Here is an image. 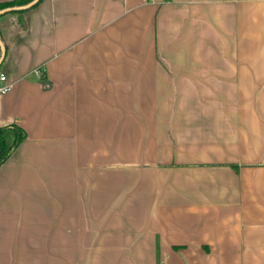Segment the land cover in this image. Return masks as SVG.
Instances as JSON below:
<instances>
[{
    "label": "crops",
    "instance_id": "crops-1",
    "mask_svg": "<svg viewBox=\"0 0 264 264\" xmlns=\"http://www.w3.org/2000/svg\"><path fill=\"white\" fill-rule=\"evenodd\" d=\"M0 38V264H264V0H42Z\"/></svg>",
    "mask_w": 264,
    "mask_h": 264
},
{
    "label": "trees",
    "instance_id": "trees-1",
    "mask_svg": "<svg viewBox=\"0 0 264 264\" xmlns=\"http://www.w3.org/2000/svg\"><path fill=\"white\" fill-rule=\"evenodd\" d=\"M29 1L31 0H11L8 2H2L0 3V9L8 6H21ZM40 1L42 0H39L34 6H36ZM24 137V130L17 125L11 124L8 127H0V164L8 157V155L12 152V150H14L16 145L24 139Z\"/></svg>",
    "mask_w": 264,
    "mask_h": 264
},
{
    "label": "water",
    "instance_id": "water-1",
    "mask_svg": "<svg viewBox=\"0 0 264 264\" xmlns=\"http://www.w3.org/2000/svg\"><path fill=\"white\" fill-rule=\"evenodd\" d=\"M39 0H31L28 3L21 5V6H8L0 9V15L5 13V12H10V11H19V10H25L28 8H31L34 6ZM5 54V47L3 44L2 39L0 38V64L4 58Z\"/></svg>",
    "mask_w": 264,
    "mask_h": 264
},
{
    "label": "built area",
    "instance_id": "built-area-1",
    "mask_svg": "<svg viewBox=\"0 0 264 264\" xmlns=\"http://www.w3.org/2000/svg\"><path fill=\"white\" fill-rule=\"evenodd\" d=\"M33 73L38 77H42V72L39 67L34 68ZM11 87H12V83L8 82L5 73L0 71V93L8 92L11 89Z\"/></svg>",
    "mask_w": 264,
    "mask_h": 264
}]
</instances>
